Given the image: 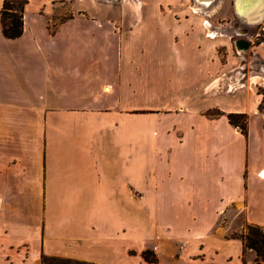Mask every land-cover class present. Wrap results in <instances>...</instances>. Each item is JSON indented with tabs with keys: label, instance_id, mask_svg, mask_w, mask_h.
Segmentation results:
<instances>
[{
	"label": "crops",
	"instance_id": "0c3cea01",
	"mask_svg": "<svg viewBox=\"0 0 264 264\" xmlns=\"http://www.w3.org/2000/svg\"><path fill=\"white\" fill-rule=\"evenodd\" d=\"M65 1L25 0L17 37L0 25V264H132L138 200L157 245L141 264H242L241 238L216 221L236 204L264 227V128L225 115L257 101L232 86L224 28L185 0L108 10L118 21Z\"/></svg>",
	"mask_w": 264,
	"mask_h": 264
},
{
	"label": "rangeland",
	"instance_id": "374dc122",
	"mask_svg": "<svg viewBox=\"0 0 264 264\" xmlns=\"http://www.w3.org/2000/svg\"><path fill=\"white\" fill-rule=\"evenodd\" d=\"M140 0H96L97 5H100L102 8H105V13L108 17H112L114 20L119 18L118 15H111L108 13V10H118L120 14L124 12V8L126 6H131L133 9L136 8V2ZM155 6L160 7L162 10L166 8H173L174 4L172 0H152ZM63 7L67 6L69 8V12H71L72 6H79L83 5L82 2L74 4L72 0H67L63 4ZM181 5H191L197 6L198 2L195 0H185L181 3ZM236 0H212L210 5L205 8L198 9L197 12L200 17H203L208 21L212 27L213 26H221L224 28L223 33L225 37L229 40V53L235 57L234 64L231 67H234V70L231 74H235L241 68L242 71V82L243 87L241 90L245 92H249L251 94H255L257 105L254 108L255 110H247L244 111L245 116H241L238 118V124L241 126L243 125V131L246 133L248 120L253 118L254 116L258 115L261 119L262 126L264 128V76L262 75L261 65L258 64L255 54V46L258 44H264V2L261 6V11L263 10V14L257 22L246 20L245 18L237 15L236 11ZM235 9V10H234ZM116 18V19H115ZM205 21V22H206ZM209 26V25H208ZM242 39L245 44L242 46H238L235 40ZM243 50V51H241ZM241 51V52H239ZM216 54L220 61L224 59V50L221 47L216 48ZM233 69V68H232ZM234 75L233 77H235ZM232 81V80H231ZM237 83L240 85V81L238 80ZM239 85L235 86L234 88H241ZM250 86V88H248ZM210 92V90H208ZM138 98V95H134V98ZM139 105V103H138ZM140 111H134L131 117L136 120L145 115L139 113ZM128 117V116H127ZM238 128L240 126L235 125ZM134 135L139 132V128L134 125L133 128ZM241 130V129H240ZM136 144L134 143V149ZM134 196H139V192L134 191ZM134 201H136L134 199ZM140 200L134 202L133 207V214H134V221H133V261L132 264H141L144 260L140 251L144 248L150 249V252L147 254L151 256V253L154 255L156 254L155 251L157 249L156 243L152 241L150 238H147L145 233L146 230V222L142 221L141 219V205L139 203ZM239 205L232 204L226 207L224 212H222L217 221L216 225L221 224L224 226H228L227 234H237L239 232H245L246 230V223L247 221L244 218L243 212L238 208ZM151 208V207H149ZM238 226L242 227V230L238 231L235 230ZM242 258L246 264H263L261 261L255 262L256 258L259 256L255 253V251L251 248L244 247L242 250ZM156 259V257H155ZM82 260V259H79ZM86 262H94L90 260H84ZM98 263V262H94ZM102 264V263H101Z\"/></svg>",
	"mask_w": 264,
	"mask_h": 264
},
{
	"label": "trees",
	"instance_id": "16d2710c",
	"mask_svg": "<svg viewBox=\"0 0 264 264\" xmlns=\"http://www.w3.org/2000/svg\"><path fill=\"white\" fill-rule=\"evenodd\" d=\"M25 4V0H2L0 4V25L1 32L4 37L14 38L20 35L22 30V12ZM208 115H218L222 114L217 109L207 110ZM228 121L233 125L240 126L243 131V125L238 124V118L245 116L244 113H226ZM229 236H238L241 238L244 247L251 248L259 256L256 258L255 262L261 261L264 264V227L256 223H246L245 232H239L237 234H228ZM150 249L144 248L140 251L141 256L149 261L155 260V255L151 253L149 256L147 253ZM41 264H101L94 262H86L84 260H79L71 257L56 256V255H46L42 254ZM242 264H246L242 258ZM256 264V263H254Z\"/></svg>",
	"mask_w": 264,
	"mask_h": 264
},
{
	"label": "bare ground",
	"instance_id": "6f19581e",
	"mask_svg": "<svg viewBox=\"0 0 264 264\" xmlns=\"http://www.w3.org/2000/svg\"><path fill=\"white\" fill-rule=\"evenodd\" d=\"M198 2V5L196 6L197 9L205 8L212 0H195ZM236 13L240 15L241 17L245 18L249 21L257 22L260 17L262 16L261 6L263 5L264 0H236ZM141 2L137 1L135 4L137 5L136 8L139 7ZM263 9V8H262ZM207 26L209 25V22L206 21ZM211 32V31H210Z\"/></svg>",
	"mask_w": 264,
	"mask_h": 264
},
{
	"label": "flooded vegetation",
	"instance_id": "af4514ba",
	"mask_svg": "<svg viewBox=\"0 0 264 264\" xmlns=\"http://www.w3.org/2000/svg\"><path fill=\"white\" fill-rule=\"evenodd\" d=\"M235 10V9H234ZM235 13H236V11H235ZM237 14V13H236ZM238 15V14H237ZM237 42V44H238V46H242V45H244L245 44V42L242 40V39H236L235 40V43ZM243 51V50H242Z\"/></svg>",
	"mask_w": 264,
	"mask_h": 264
},
{
	"label": "built area",
	"instance_id": "2783aa9c",
	"mask_svg": "<svg viewBox=\"0 0 264 264\" xmlns=\"http://www.w3.org/2000/svg\"><path fill=\"white\" fill-rule=\"evenodd\" d=\"M209 34V33H208ZM243 78V77H242ZM237 85H239L237 82H232V86H237ZM244 84H243V82H242V80H240V85L239 86H243Z\"/></svg>",
	"mask_w": 264,
	"mask_h": 264
},
{
	"label": "water",
	"instance_id": "95a60500",
	"mask_svg": "<svg viewBox=\"0 0 264 264\" xmlns=\"http://www.w3.org/2000/svg\"><path fill=\"white\" fill-rule=\"evenodd\" d=\"M236 44V43H235ZM237 49V48H236ZM242 51V50H241ZM241 51H239V52H241Z\"/></svg>",
	"mask_w": 264,
	"mask_h": 264
}]
</instances>
